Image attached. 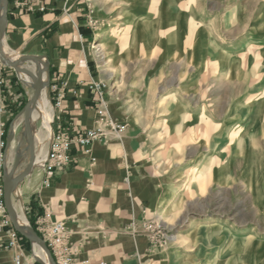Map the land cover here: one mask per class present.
<instances>
[{"label":"rangeland","instance_id":"rangeland-1","mask_svg":"<svg viewBox=\"0 0 264 264\" xmlns=\"http://www.w3.org/2000/svg\"><path fill=\"white\" fill-rule=\"evenodd\" d=\"M69 1L82 8L83 27L91 36L88 52L94 78L79 86L92 97L95 122L77 133L64 127L65 83L52 82L50 72V87L44 92L52 122L49 128L44 119L35 122L36 152L39 157L45 154L44 163L32 173L43 175L39 188L51 187L55 176L70 168L75 148L91 157L94 144L130 135L147 159L148 175L155 179L161 201L160 209L147 218H133L123 233L144 235L154 264H264V0L64 3ZM10 8L20 15L35 14L45 12L47 4L9 0L8 21ZM3 44L11 54L27 55L9 50L6 37ZM7 76H13L11 81L22 91L18 107L6 97ZM30 94V86L0 61V96L6 105L1 115L3 190L4 170L12 168L21 138L23 118L16 117ZM13 122L16 137L7 154ZM62 141L69 143V161L50 174L47 163ZM28 160L27 155L20 170ZM32 175L20 190L26 218L43 239L40 219L50 215L53 222L63 221L54 220L48 211L35 220L29 217L25 183ZM182 183L187 189L174 199L172 192ZM15 205L24 220L20 203ZM64 223L79 259L90 258L93 264L92 257L80 258L84 240L72 243V230ZM13 230L21 248H3L0 254L15 252L12 264L17 255L39 264L31 244L14 226Z\"/></svg>","mask_w":264,"mask_h":264},{"label":"crops","instance_id":"crops-1","mask_svg":"<svg viewBox=\"0 0 264 264\" xmlns=\"http://www.w3.org/2000/svg\"><path fill=\"white\" fill-rule=\"evenodd\" d=\"M45 2L43 13L20 15L10 8L6 43L12 52L49 58L52 82L65 83L67 91L64 127L83 132L95 122L92 97L79 86L94 78L88 52L91 36L83 27L82 8L74 2ZM12 77L6 79V97L18 107L23 103L18 99L22 91ZM72 154L73 164L55 176L51 187L39 188L43 175L38 171L26 181L29 217L35 220L48 211L54 220L66 222L72 230L71 242L84 240L80 258L92 257L93 264H154L147 238L123 233L133 218H147L160 209L157 184L148 175L140 145L129 135L122 141L112 138L94 144L91 157L76 148ZM14 254L1 253L0 264H12Z\"/></svg>","mask_w":264,"mask_h":264},{"label":"water","instance_id":"water-1","mask_svg":"<svg viewBox=\"0 0 264 264\" xmlns=\"http://www.w3.org/2000/svg\"><path fill=\"white\" fill-rule=\"evenodd\" d=\"M9 0H0V61L5 67L12 68L16 73L24 75L28 79L31 94L27 104L18 114L16 119L23 118L20 142L16 148V159L10 170H4V200L7 213L15 230L24 237L32 246L34 258L39 264H56L55 260L47 247L45 241L38 235L35 229L26 218L24 212V199L21 194V186L24 181L32 175L36 164V145H35V113L37 104L42 99L45 90L50 87V62L44 55H16L8 52L4 47V40L8 27ZM31 64V68L26 65ZM16 137L15 122L10 126V133L7 138L6 153L8 154L12 143ZM25 141L23 148L22 142ZM29 156L26 167L20 170L26 156ZM7 158V157H6ZM7 163V159H6ZM15 201L19 202L23 209L24 221L17 216ZM35 247L39 248L43 254V259L35 254Z\"/></svg>","mask_w":264,"mask_h":264},{"label":"built area","instance_id":"built-area-1","mask_svg":"<svg viewBox=\"0 0 264 264\" xmlns=\"http://www.w3.org/2000/svg\"><path fill=\"white\" fill-rule=\"evenodd\" d=\"M6 113V105L3 98L0 96V159L1 151L4 148L2 141L4 123L1 121V115ZM83 144L88 141H81ZM69 143L62 141L53 149L49 161L46 166V171L52 174L56 170H62L69 161L68 156ZM1 167V163H0ZM49 184L48 182H46ZM38 231L52 251L56 264H91L90 258L80 260L78 251L69 244L70 232L64 222H53L50 220V215H46L44 219L39 221ZM7 235V236H6ZM0 241H5L6 244L0 243V249L21 248L17 233L13 230L11 219L7 213L4 200L3 183H1L0 175ZM13 264H34L25 262L22 255H17ZM106 264V263H101Z\"/></svg>","mask_w":264,"mask_h":264},{"label":"bare ground","instance_id":"bare-ground-1","mask_svg":"<svg viewBox=\"0 0 264 264\" xmlns=\"http://www.w3.org/2000/svg\"><path fill=\"white\" fill-rule=\"evenodd\" d=\"M125 2H128L130 0H123ZM5 46V45H4ZM230 64L226 66V71L228 72L231 68H230ZM21 79L26 82L28 84V79L26 76L24 75H20ZM47 95H46V92L43 93V97L42 99L38 102L37 104V111H36V115L34 117V120L36 121L37 119H44V125L45 127L49 128V125L48 123L52 122V119L48 120V108H49V103L47 101ZM49 121V122H48ZM36 132H37V128H35V137H36ZM50 132H51V128H50ZM47 137V136H46ZM36 139V138H35ZM46 139V138H45ZM49 139H50V136H49ZM38 140V139H37ZM48 155V154H47ZM44 158H45V154L43 156L40 155L39 157V154L37 155V152H36V164H42L44 163ZM191 188V187H190ZM187 189V185L185 183H182L180 184L174 191L173 193V197L175 199L179 198L180 196H182V194L186 191ZM23 215V214H22ZM17 216L19 217L20 220H23L22 217H21V214L17 211ZM24 218V216H23ZM24 221V220H23ZM220 228V227H219ZM35 254L36 256H38L39 258L43 259V254L41 252V250L37 247H35Z\"/></svg>","mask_w":264,"mask_h":264},{"label":"trees","instance_id":"trees-1","mask_svg":"<svg viewBox=\"0 0 264 264\" xmlns=\"http://www.w3.org/2000/svg\"><path fill=\"white\" fill-rule=\"evenodd\" d=\"M23 241H24V246L27 247V248H29V243L26 242L24 239H23Z\"/></svg>","mask_w":264,"mask_h":264}]
</instances>
